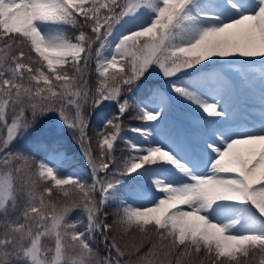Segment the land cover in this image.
Returning a JSON list of instances; mask_svg holds the SVG:
<instances>
[{"label": "snow or ice", "instance_id": "snow-or-ice-1", "mask_svg": "<svg viewBox=\"0 0 264 264\" xmlns=\"http://www.w3.org/2000/svg\"><path fill=\"white\" fill-rule=\"evenodd\" d=\"M0 129V264H264V0H0Z\"/></svg>", "mask_w": 264, "mask_h": 264}, {"label": "rangeland", "instance_id": "rangeland-1", "mask_svg": "<svg viewBox=\"0 0 264 264\" xmlns=\"http://www.w3.org/2000/svg\"><path fill=\"white\" fill-rule=\"evenodd\" d=\"M256 60H259V57L256 58ZM154 78L156 77V74H153ZM241 98L239 99V95L234 100V111H235V118L239 122H243L245 119H250L251 117L248 115V113H255L256 115H259V108L254 107L255 104H259V81H258V74H257V83L256 86L252 89L251 92H245L241 91L240 93ZM240 104L241 107H239L237 104ZM242 103V104H241ZM109 107L113 106L114 104H108ZM253 105V106H252ZM252 106V107H251ZM256 106V105H255ZM182 109H187L192 112H195L196 109L193 105H189L187 103H184L180 106ZM243 110V111H241ZM256 111V112H255ZM113 113V111H111ZM140 126V122L136 125L130 126V127H136ZM128 127V129L130 128ZM6 134V130L0 129V136ZM73 132L71 130L65 129L64 130V145L68 149L69 154L74 157L75 162L77 163V171L81 175V177L88 181L89 180V172L87 168L85 167V162L82 157V153L79 149L78 142L75 140L74 136H72ZM122 135L125 138H132L135 134L129 133L127 130L122 133ZM19 144V141L14 144L13 146L17 147ZM25 146H28V142H25ZM40 157L37 156V160H39ZM82 213L80 211H77L74 213V216H81ZM102 253L104 252V248L101 249Z\"/></svg>", "mask_w": 264, "mask_h": 264}, {"label": "trees", "instance_id": "trees-1", "mask_svg": "<svg viewBox=\"0 0 264 264\" xmlns=\"http://www.w3.org/2000/svg\"><path fill=\"white\" fill-rule=\"evenodd\" d=\"M68 30L71 31L70 29H68ZM91 70H92V76H91V79L94 81V80H95L94 63H93V65H92V69H91ZM87 111H88V113H91V123H90L89 129H88V132H89V135H90V136H93L95 130H96L98 127H100V124L98 123V116H99V113H97V112H96L94 109H92V108H89ZM130 113H132V112H129L128 114H126V115L122 118V120H124V118H126L127 115L132 116ZM128 119H129V118H128ZM117 147L120 148V146H119V142H118V144H117ZM121 149H122V148H121ZM116 154H117V155H120V152H117ZM115 207H116V205L113 204L111 207H109L108 209H106V211L109 212V222H111V219H112V217H111L112 209L115 208ZM94 247H96V248L98 249V251H99L100 253H102V250H101V249H103V245H102V243L100 242V238H99V236H97V238H96V243L94 244Z\"/></svg>", "mask_w": 264, "mask_h": 264}]
</instances>
